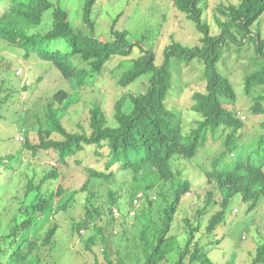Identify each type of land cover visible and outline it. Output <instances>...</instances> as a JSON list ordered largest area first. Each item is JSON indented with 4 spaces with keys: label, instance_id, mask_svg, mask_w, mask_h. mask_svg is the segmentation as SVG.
I'll return each mask as SVG.
<instances>
[{
    "label": "trees",
    "instance_id": "trees-1",
    "mask_svg": "<svg viewBox=\"0 0 264 264\" xmlns=\"http://www.w3.org/2000/svg\"><path fill=\"white\" fill-rule=\"evenodd\" d=\"M95 1L84 0L82 6V21L91 31L93 21L90 15ZM172 1L176 9L194 23L200 33L199 44L183 45L172 39L163 49L160 64L155 62L153 43L149 45L147 38L142 43L131 41L128 31L116 27L119 16L110 25V38L102 40L94 34L73 28L68 12L59 5L54 6L50 0H7L8 4L0 15V40L21 50L25 59L35 55L49 62L64 78L72 79L78 87L92 85L95 80L92 77L98 76L117 56L126 58L115 67L116 73L120 70L117 74L118 85L126 88L138 80H145L138 91L127 92L119 97L114 105L111 122L101 106L93 105L89 111V133L70 132L63 126L54 102H59L61 106L72 102L68 101L69 94L66 91H56L48 102L47 127L38 130L39 142L30 144L27 135L24 141L25 147L33 153L53 150L64 166L70 157L87 147L91 148L103 160V169L84 166L75 159L86 174V181L79 190H86L89 183L112 182L119 172L125 171L132 175L133 198L140 193L142 202L146 201L145 206L140 207L141 210L132 217L141 227L137 243L141 256L134 262L120 258L118 264H159L176 251L178 258L174 264H214L207 257L204 246L195 240L198 224L194 226L186 222L187 236L183 244L176 236L168 234L182 197L190 187L187 179L179 177L180 171L174 165L179 160L193 158L210 137L212 140L221 139V151L211 160L210 168L204 167L203 172L207 182L219 193L220 210L209 218L206 233L211 234L224 222L226 209L235 196L239 195L241 201L247 203L248 211L260 201L264 204V121L261 123L262 132L249 146V151L243 152L240 130L243 126L241 116L245 114L227 108L235 104L237 95L230 79L217 70V63L226 45H240L246 38L252 40L257 52V57L252 59L256 69L244 76L243 94L250 95L258 88L249 110L255 115L264 114V38H261L259 30L255 34L252 31V26L258 23L264 12V0H237V3L218 4L213 16L219 32L214 35L202 18L206 0ZM51 7L50 20L44 22V14ZM57 41L65 44L67 49L55 47ZM135 45H138L140 53L134 58H127ZM173 58L177 64L183 65L198 58L204 65L201 75L205 82L204 90L192 94L193 103L190 106L191 110L200 114L201 119L195 122V127L186 136L182 133L181 113L165 105L168 91L173 85ZM224 129H229L226 136L222 134ZM54 132L61 135L62 139L51 138ZM6 157L8 159V156H0V164ZM58 176L59 173L52 169L38 185L34 186L29 181L27 193L36 189L35 193L18 215L13 217L7 233L0 238V264H40L36 252L40 247L38 242L41 240L42 244H49L56 232L55 225L48 228L46 225L58 210L70 206L77 192L64 190L60 184L56 190H48V186L44 191L40 189L44 182L56 180ZM166 183L171 185L168 192L160 186ZM153 191L165 203L157 207L159 209L155 208L159 211L157 219L153 218V202L156 200L155 196L152 200ZM212 197L213 192L209 191L206 203L198 211L200 217L208 209ZM108 204V221L115 220L112 209L117 208L122 212L116 219L117 223L123 224V219L128 218L125 215L127 208L123 210L113 191L108 193ZM100 215L98 208L86 206L84 218L74 221L72 229L78 235L91 230L92 233L85 240V248L92 251L93 246L101 245L105 259L109 260L105 227L102 222H97ZM24 244L27 246L25 251L22 248ZM251 264H264V244L257 248Z\"/></svg>",
    "mask_w": 264,
    "mask_h": 264
},
{
    "label": "rangeland",
    "instance_id": "rangeland-1",
    "mask_svg": "<svg viewBox=\"0 0 264 264\" xmlns=\"http://www.w3.org/2000/svg\"><path fill=\"white\" fill-rule=\"evenodd\" d=\"M6 1L0 0V15L8 4ZM50 1L68 12L73 28L94 34L102 40L110 38V25L119 16L116 27L128 31L131 41L141 42L147 38L149 45L153 43L156 64L163 60V49L172 39L183 45L199 44L200 33L194 23L176 9L172 0H96L90 15L93 21L92 31L82 21L84 0ZM220 3H237V0H206L202 18L208 23L212 35L219 32L213 14ZM52 8L45 12L44 22L50 20ZM257 22L252 26V31L255 34L259 30L261 38H264V12ZM55 43V47L67 49L61 41ZM52 46L53 43L50 47ZM139 53L140 49L135 45L127 58H134ZM256 57L255 43L246 38L240 45H226L217 63L218 72L230 79L237 95L235 104L227 108L241 111L246 116L240 130L243 152L249 151V146L262 132L261 123L264 121V114L255 115L249 110L259 89L250 95L243 94V78L256 69L252 63V59ZM122 59L126 58L113 57L98 76L92 77L95 79L92 85L78 87L72 79L64 78L49 62L40 60L35 55L25 59L21 50L0 40V156H8L0 164V238L7 233L13 217L33 197L36 189L27 193L30 180L32 185H38L46 173L55 169L59 173L58 178L44 182L40 187L42 191L47 186L48 190H56L58 184L67 191L77 190L70 206L58 210L46 225L47 228L55 225L56 232L49 244H42L41 240L38 242L40 247L36 252L40 264H118L120 258L126 262H134L141 256L137 245L141 229L139 223L134 218L123 219V224L117 223L116 219L108 221L109 191L114 192L123 210L131 206L134 181L130 173L119 172L112 182L89 183L86 190H79L86 181V174L75 159L84 166L103 169V160L91 148L87 147L83 152L70 157L68 164L64 166L53 150L33 153L24 145L25 135L30 144L39 142L38 130L47 127L48 102L58 90L66 91L69 94L68 101L72 102L67 106L54 102V108L60 113L61 122L68 131L89 133V111L93 105L101 106L111 122L114 105L119 97L127 92L138 91L145 81L138 80L126 88L118 85L117 74L120 70L116 73L115 67L122 63ZM172 63L173 85L168 91L165 105L181 113L182 133L186 136L195 127V122L201 119L200 114L191 110L190 106L193 103L192 94L204 90L205 82L201 76L204 65L198 58L185 65L177 64V60L173 58ZM19 68L23 69L21 75H17ZM262 105L264 106V102ZM227 132L229 129H224L222 134L226 136ZM51 138L62 139V136L54 132ZM220 141L221 139L212 140L210 137L193 158L179 160L174 165L180 171L179 177L187 179L190 187L188 194L185 193L182 197L168 234L176 236L183 244L187 236L186 222L189 221L194 226L198 224L195 240L199 241L200 246H204L207 257L214 264H251L257 248L264 244L263 202L260 201L254 209L248 211L247 203L242 202L237 195L226 209L224 222L211 234H207L205 230L209 218L220 210V196L213 185L207 182L203 168H210L211 160L221 151ZM160 186L166 192L170 191L169 183ZM209 191L213 192L211 204L200 217L198 211L206 203ZM153 194L156 197L153 202V218L157 219L159 211L155 208L162 207L165 203L160 195L154 191ZM145 204L146 201H143L141 208ZM86 206L96 207L101 213L97 222H102L105 227L110 262L105 259L101 245L93 246L92 251L85 248V240L92 233L91 230L78 235L72 229L74 221L84 218ZM22 248L25 251L27 246L24 244ZM177 258L178 252H172L159 264H174Z\"/></svg>",
    "mask_w": 264,
    "mask_h": 264
},
{
    "label": "built area",
    "instance_id": "built-area-1",
    "mask_svg": "<svg viewBox=\"0 0 264 264\" xmlns=\"http://www.w3.org/2000/svg\"><path fill=\"white\" fill-rule=\"evenodd\" d=\"M22 73H23V69L22 68L17 69V75H21ZM241 119H244V116H241ZM152 198H155V197L152 196ZM142 200H143V198H142V195L140 193L132 199L131 206L126 209L127 210L126 214H125L126 217L132 218L135 215V213L141 207L140 205L142 204ZM112 212H113L112 215H113V217L115 219L119 218L122 215V212L119 211L117 208H113Z\"/></svg>",
    "mask_w": 264,
    "mask_h": 264
},
{
    "label": "clouds",
    "instance_id": "clouds-1",
    "mask_svg": "<svg viewBox=\"0 0 264 264\" xmlns=\"http://www.w3.org/2000/svg\"><path fill=\"white\" fill-rule=\"evenodd\" d=\"M243 116H244V115H243ZM245 119H246V117L244 116V119H241V120H243V121H244Z\"/></svg>",
    "mask_w": 264,
    "mask_h": 264
}]
</instances>
